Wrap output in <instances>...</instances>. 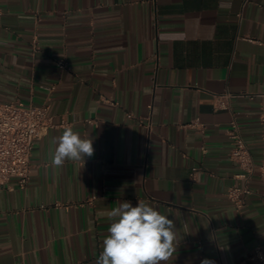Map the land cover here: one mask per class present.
<instances>
[{
    "label": "crops",
    "instance_id": "0c3cea01",
    "mask_svg": "<svg viewBox=\"0 0 264 264\" xmlns=\"http://www.w3.org/2000/svg\"><path fill=\"white\" fill-rule=\"evenodd\" d=\"M0 104L46 106L56 125L34 144L27 186L0 184V264H96L99 213L125 200L174 221L172 264H260L264 0H0ZM232 122L256 167L247 179ZM68 127L94 153L56 167ZM244 186L238 208L228 192Z\"/></svg>",
    "mask_w": 264,
    "mask_h": 264
},
{
    "label": "clouds",
    "instance_id": "9594fccd",
    "mask_svg": "<svg viewBox=\"0 0 264 264\" xmlns=\"http://www.w3.org/2000/svg\"><path fill=\"white\" fill-rule=\"evenodd\" d=\"M52 143L56 145L52 157L56 167L63 166L66 160L84 162L94 153L90 134L82 136L71 127L53 138ZM99 214L107 218L109 226L96 264H172L180 238L169 216L144 201L133 206L126 200ZM200 264L215 261L204 258Z\"/></svg>",
    "mask_w": 264,
    "mask_h": 264
},
{
    "label": "built area",
    "instance_id": "2783aa9c",
    "mask_svg": "<svg viewBox=\"0 0 264 264\" xmlns=\"http://www.w3.org/2000/svg\"><path fill=\"white\" fill-rule=\"evenodd\" d=\"M59 65L64 68V61H60ZM228 98L230 95L224 97L227 100ZM227 108L226 101H222L220 109ZM54 127L56 125L46 106L20 108L15 104H0V184L17 180L21 188L27 186L30 175V157L34 144ZM190 127H195V123L190 124ZM201 128L205 129V126L201 125ZM228 136L232 145L230 159L242 171L240 177L247 179L254 173L256 167L236 122L231 123ZM257 169L260 178L264 181V148ZM196 171L194 170L191 174L192 179L195 178ZM249 194L250 190L247 186L232 187L228 192V198L240 208ZM95 199L92 197L87 200V203L92 205ZM262 257H264V250L257 247L252 260L264 264Z\"/></svg>",
    "mask_w": 264,
    "mask_h": 264
}]
</instances>
